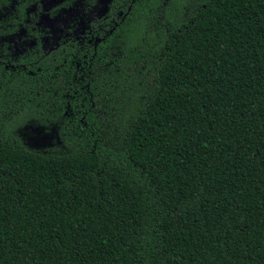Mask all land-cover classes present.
<instances>
[{"label":"trees","instance_id":"16d2710c","mask_svg":"<svg viewBox=\"0 0 264 264\" xmlns=\"http://www.w3.org/2000/svg\"><path fill=\"white\" fill-rule=\"evenodd\" d=\"M0 264H264V0H112L0 59Z\"/></svg>","mask_w":264,"mask_h":264},{"label":"rangeland","instance_id":"374dc122","mask_svg":"<svg viewBox=\"0 0 264 264\" xmlns=\"http://www.w3.org/2000/svg\"><path fill=\"white\" fill-rule=\"evenodd\" d=\"M170 0H165L168 3ZM112 0H0V27L16 5H30L16 30L0 37V59L29 61L36 51L49 52L77 35L95 32L109 14ZM167 5V4H166ZM18 112V110H17ZM22 113H29L27 109ZM33 113L40 114L37 111ZM48 121L24 116L14 125L16 134L34 150L57 151L64 144ZM49 129V130H48ZM51 135V136H50Z\"/></svg>","mask_w":264,"mask_h":264},{"label":"flooded vegetation","instance_id":"af4514ba","mask_svg":"<svg viewBox=\"0 0 264 264\" xmlns=\"http://www.w3.org/2000/svg\"><path fill=\"white\" fill-rule=\"evenodd\" d=\"M22 5H23V4L16 5L15 8H13V12H11V14H12V15H15L16 18H20V17H24V19L26 18V15H27L26 10H27V8H29L30 5H24V6H22ZM0 28L2 29V28H4V27L2 26V27H0ZM4 29H6V28H4ZM99 30H100V27H99V29L96 30L95 32H98ZM95 32H87V33H85V34L77 35V36H75L73 39H71L69 42H75V41H76V43H77V41H78L81 37L86 36V35H90V34H94ZM12 33H13V32H12ZM7 34H11V33H6V34H4V35H2V36H5V35H7ZM62 43H68V42H62ZM62 43H60V44H62ZM60 44H59V45H60ZM59 45H58V46H59ZM58 46H57V47H58ZM57 47H55V48H57ZM51 51H52V50H51ZM36 53L48 54V53H50V51L47 52V53H45V52H41V51H36L35 54H36Z\"/></svg>","mask_w":264,"mask_h":264}]
</instances>
